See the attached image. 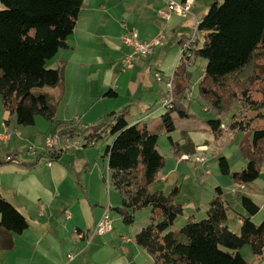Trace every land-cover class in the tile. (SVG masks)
Returning a JSON list of instances; mask_svg holds the SVG:
<instances>
[{
	"label": "trees",
	"instance_id": "trees-1",
	"mask_svg": "<svg viewBox=\"0 0 264 264\" xmlns=\"http://www.w3.org/2000/svg\"><path fill=\"white\" fill-rule=\"evenodd\" d=\"M0 3L3 6L0 8V96L3 108L11 117H16L20 125L34 126L38 115L55 121L59 99L47 89L63 82L65 70L64 66L49 68L47 61L68 46V38L76 28L84 0H0ZM199 30L204 34L202 44L196 46L200 43L196 38L191 45V55H184L175 69L174 107L162 115V127L169 133L176 129L173 112L183 118L191 115L186 91L191 85L192 73L185 66L201 56L207 59V64L199 82V94L207 104V111L215 114L208 120L210 130L217 138L226 130L232 133L245 131L250 128V123L238 119L237 112L230 123L222 115L242 101L247 93L243 88L246 80L262 78L257 71L264 68L258 63L264 58V0H214L200 20ZM251 101L264 106V93L261 100ZM127 114L126 109L113 113L106 123L99 121L85 139L87 144L96 142L95 136L109 126L108 133L116 136L107 146L106 155L111 185L122 198V204L116 210L124 221L132 224L136 212L152 207L153 214L136 236L137 243L157 264H253L244 258L240 249L250 245L256 255L263 254L264 222L257 225L252 221L260 206L251 197H242L247 215L242 217L237 233L228 225L230 207L223 190L217 187L205 218L190 219L180 229H174L184 213V204L177 201L178 186L168 194L154 188L165 165V157L158 149L159 135L146 124L131 125ZM223 123L225 129L221 128ZM60 127L73 135L81 132L65 123L57 124L56 129ZM90 128L88 126L85 130ZM169 138L173 146L179 144L171 136ZM181 147L177 150L182 152L181 156L198 154L197 146L188 135H185ZM240 147L247 160L246 166L231 171L227 158L222 157L220 169L235 183L245 185L260 177L264 165V128L254 130L252 137L245 139ZM0 213V229L5 234V238L0 239V248L12 249L13 234L27 229L28 221L1 193Z\"/></svg>",
	"mask_w": 264,
	"mask_h": 264
},
{
	"label": "crops",
	"instance_id": "crops-1",
	"mask_svg": "<svg viewBox=\"0 0 264 264\" xmlns=\"http://www.w3.org/2000/svg\"><path fill=\"white\" fill-rule=\"evenodd\" d=\"M213 1L194 0L191 14L186 17L172 14L167 19L161 15V11L167 10L165 0H84L68 46L47 61V67L64 66L65 70L63 82L47 89L59 99L55 121L38 115L33 127L20 125L16 117H11L3 108L0 96V193L28 221L27 229L13 234L12 249L0 248V264H157L136 241V236L150 221L152 207L142 209L143 213H140L142 210L136 212L135 221L127 224L116 210L122 204L121 195L108 184L101 167L84 168L74 159L76 154L68 151L53 158L44 144L47 135L63 129H56L59 123L82 131L126 109L131 125L141 123L151 129V120L162 118L170 110L161 102L167 95V81L181 62L180 47L194 30L196 20L205 16ZM132 29L144 40H152L160 32L165 40L171 38L172 44L176 45V49L171 50L176 51L175 57L177 55L172 74L169 75V61L173 53L167 51V41L163 48L156 47L152 54L126 66L125 56L131 49L122 36ZM114 31L119 38H115ZM203 37H198L200 43L196 46L201 45ZM158 71L163 75L160 80L155 75ZM189 89L187 93L191 91V99L187 98V101L191 102L197 91L195 89L194 93L193 85ZM175 113H172L173 118ZM76 116L79 120L74 119ZM183 132L187 133V130ZM188 133L198 153L200 146L210 150L207 142L197 143ZM211 134L215 141L229 135L225 132L217 138L212 131ZM30 146L37 147L35 155L29 152ZM9 156L12 160H7ZM38 157L39 161L34 164ZM227 160L231 167L232 163ZM241 162L240 169L231 167V171L243 169L247 163ZM206 173L210 175L208 187L213 197L217 187L225 194L226 185L213 178L209 168ZM168 178L161 170L154 188L165 192L156 183ZM251 184L250 197L261 204L264 165L260 177ZM243 189H247V184ZM262 206L264 201L260 209ZM106 210L112 219L113 230L93 237L90 242L77 235V231L92 230ZM245 215L239 214L240 222L235 232L240 231ZM1 238L4 239L5 234L0 229ZM251 252L246 246L240 249L249 262L264 264V251L262 255ZM70 254L74 255L71 259Z\"/></svg>",
	"mask_w": 264,
	"mask_h": 264
},
{
	"label": "rangeland",
	"instance_id": "rangeland-1",
	"mask_svg": "<svg viewBox=\"0 0 264 264\" xmlns=\"http://www.w3.org/2000/svg\"><path fill=\"white\" fill-rule=\"evenodd\" d=\"M223 1L224 0H221L219 2ZM0 8H3L1 3ZM113 34H115V38H119L117 32L114 31ZM193 34L194 30L192 29L189 37H191ZM161 35V42L159 45L155 46V48H163V46L166 44L165 41H167V51L172 52V48L176 49V45L172 44L171 38L165 40L162 32H160L157 37ZM188 39L189 38H187V40ZM177 50H179L178 45ZM175 52L176 51L173 50V56H170L169 75L173 73L175 65L174 61L177 57V55L175 57ZM181 53L182 47H180L179 50L180 56ZM258 63L264 65V58L259 60ZM206 64L207 59L200 56L195 61H192L191 64L189 63L185 66V69L189 70L190 73H192L191 86H194V93H196L197 91L195 99H193L191 102L187 101V105L189 106V112L191 113V115L189 117L183 118L180 117L178 113H175L173 119L177 128L170 133L166 132L163 129V122L161 117H159L158 120H151V129L153 130V132L159 135L158 149L160 153L165 157V165L162 168V174L169 177L167 181H161L160 183L156 184L159 185V188H164L167 194L170 193L176 186L180 188V193L177 197V201L184 204V213L178 218L175 225L173 226L174 229H180L182 226L188 223L190 219L201 220L207 216L206 211L213 199V195L211 191H209L208 187L210 183L208 181V178L210 177V175L206 173V170L209 168L212 172L213 178L219 180L227 187L224 197L229 207L231 208L228 225L233 231H236L238 230L237 226L240 222L239 214L242 213L243 215H247V212L245 211V208L242 204V197H250V194H252L250 191V187L252 184H247V189H241V184H234L230 175H226L221 172L220 161L222 157L227 156L226 158L229 159V161L232 163L231 167L240 169L242 163L241 160L247 163V160L244 158L240 147L241 143L243 142V138L246 139L247 136L252 137V133L254 130L264 128V106H260L259 103H252L251 101V99L258 101L262 99L264 93V68L263 71L262 69H258L257 71L262 78H252L244 82L243 88L245 87L247 89V93L243 96L242 101L245 102L241 101L237 103L232 111L223 113L222 115L224 120L227 123H230L233 119V115H235L234 113L237 112L236 115L238 119L249 121L250 128L248 127V129L245 131H238L232 137L233 139L230 138V135H224L222 138L218 139V142V140L215 141V138L212 136L211 130L208 125V120L214 118L215 114L207 111V104L202 99L200 94H198L199 82L204 76V67ZM190 92L187 93L186 91L187 95H191ZM247 96H249V98H247ZM162 105L164 106L163 103ZM151 109H153V107H151L150 110ZM146 111H144L143 114H145ZM101 122H108V118L103 119ZM95 125L90 126L91 128L89 130L82 129L80 133L76 134L74 138L75 145L71 149L72 151L69 150L68 152L76 154V157L74 156V159L76 158V160H78V163L82 164L84 168L101 167L104 170L106 176L105 178L107 180V177L110 176V173L108 171V156L106 155V149L108 145L113 143L116 136H112L108 133L110 131L109 126L107 129L101 130L100 134L95 136L96 142L87 144V139H85V137L90 133L92 127ZM183 130H187V133L189 132L188 134H190L195 142H207L210 145V150L204 153L208 157L207 162H205L204 164H196L192 159L187 161L181 160V153L177 150H181V145L185 143V135H187V133L183 132ZM169 136H171L172 139L180 145L177 144L176 146H173ZM44 147L46 148V144H44ZM40 150L41 149H39V151ZM259 199L260 203L262 204L264 201V197ZM255 202L259 204L258 201ZM261 204H259V206ZM143 211L144 210H142V212L140 213H143ZM253 218L254 220L252 219V221L257 225H260L264 222V206H262V209H260V211ZM245 246L250 250V252L252 251L250 245ZM222 248L226 249L225 247Z\"/></svg>",
	"mask_w": 264,
	"mask_h": 264
},
{
	"label": "built area",
	"instance_id": "built-area-1",
	"mask_svg": "<svg viewBox=\"0 0 264 264\" xmlns=\"http://www.w3.org/2000/svg\"><path fill=\"white\" fill-rule=\"evenodd\" d=\"M167 3V10L161 11V15L167 19H170L172 14H176L180 17H186L189 14H191L192 7L194 0H184L182 2L177 0H165ZM199 24L200 20L197 19L195 23L194 28V34L189 37L188 40L183 42L182 44V53H181V59L184 57V55H191V45L194 43L196 38L200 37V35H204L202 31L199 30ZM162 39V35L151 40H143L139 37V34L136 30H130L128 33L124 34L122 36L123 42L130 47L131 51L128 53V55L125 56V64L126 66L133 65L137 60H139L143 56H148L152 54L155 50V46L159 45ZM157 79H162L163 75L160 71L155 73ZM174 75V74H173ZM171 76L167 81V95H165L162 98V103L164 104V107H167L168 109H172L174 107V90H173V77ZM187 98L191 99V95H186ZM75 120H79V117H75ZM88 128V127H85ZM222 129H225L226 126L223 123L221 125ZM226 132L231 135L232 132L229 130H226ZM74 138L75 135H73L71 132H64L63 130L55 131L46 137V150L49 151L51 154L57 156L60 155L66 151L71 150L74 147ZM90 143H94L93 141ZM199 153L195 155H187L184 154L181 156V159H192L196 164L202 163L208 161V157L204 154L206 151H208V148L206 146H200L199 147ZM29 152L32 155H35L37 152V147L30 146ZM7 160H12V157L9 156ZM107 182L110 185V176L107 177ZM241 189L244 188V185H241ZM113 230V223L112 219L108 213V210L105 211L100 221L97 223V225L90 231H77V235L81 238H86L88 242L92 240L93 237L97 235H104L108 232ZM74 255L70 254L69 258H73Z\"/></svg>",
	"mask_w": 264,
	"mask_h": 264
}]
</instances>
